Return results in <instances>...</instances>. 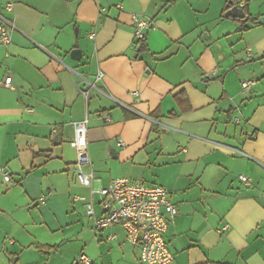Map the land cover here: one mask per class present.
<instances>
[{
  "label": "crops",
  "instance_id": "0c3cea01",
  "mask_svg": "<svg viewBox=\"0 0 264 264\" xmlns=\"http://www.w3.org/2000/svg\"><path fill=\"white\" fill-rule=\"evenodd\" d=\"M233 2L0 0L14 26L0 48V167L39 216L19 213L13 223L0 206V264L70 262L59 251L86 212L73 195L120 177L170 191L178 213L166 235L169 264H264V24L251 17L242 30L227 15L238 6L264 16V0ZM134 15L153 21L140 42ZM85 117L91 187L76 178L73 123ZM41 150L51 158L34 155ZM87 217L81 227L94 246L73 263L87 264L78 261L85 255L91 264H144L120 225L96 229Z\"/></svg>",
  "mask_w": 264,
  "mask_h": 264
},
{
  "label": "built area",
  "instance_id": "2783aa9c",
  "mask_svg": "<svg viewBox=\"0 0 264 264\" xmlns=\"http://www.w3.org/2000/svg\"><path fill=\"white\" fill-rule=\"evenodd\" d=\"M14 9L13 3L5 7L7 12ZM134 34L140 42L145 39L146 31L153 26L149 17L134 15ZM12 22L0 13V48L12 43ZM94 34H92L93 36ZM104 76L103 71H98L95 81ZM12 77L6 78V86H10ZM254 81L243 82V87L248 88ZM95 83H89L90 88ZM90 88H81V93L86 100L90 97ZM74 145L78 154L76 164V178L83 185L91 187L94 180V172H84L83 165L90 162L88 154V117L73 123ZM118 145L125 146L123 141ZM4 170L2 169V172ZM240 178L247 184L249 178L241 175ZM4 180L9 185L12 182L10 173L4 172ZM73 201H82L85 204L86 213L94 218L96 229H105L120 225L126 233L130 244L137 247L140 252V260L144 264H169L174 260V254L169 248L166 238L167 232L178 213L177 207L170 199V191L162 185H148L141 180L128 177L113 179L109 185L92 189L89 197L74 195ZM44 201L45 198L40 199ZM100 207V212L97 211ZM228 228V226H225ZM79 262L91 264V261L81 255Z\"/></svg>",
  "mask_w": 264,
  "mask_h": 264
},
{
  "label": "rangeland",
  "instance_id": "374dc122",
  "mask_svg": "<svg viewBox=\"0 0 264 264\" xmlns=\"http://www.w3.org/2000/svg\"><path fill=\"white\" fill-rule=\"evenodd\" d=\"M63 145L64 148L67 149L68 153H70V155L72 154L74 155V150L69 142H65ZM54 163H58V162H54ZM1 168L2 167H0V190H1L0 206H2V208L6 211L5 217H8V219H10V217H13V223H14L15 220L18 219L17 216L20 213V215H22L23 218L29 221H32L33 219L37 221L39 219V216L34 211L35 206L31 205L32 201L26 199L27 196H25L24 192L22 193L18 191L20 185H16L14 181H12V183H10L9 185L5 182L4 175L1 172ZM46 168L47 167L44 165L43 167L40 166L37 167L36 170H41L40 173H44L45 172L44 169ZM8 171L10 172V170ZM70 173L71 175H74L73 168L70 169ZM17 177H18V173L14 172V178L18 179ZM54 177H58V175L56 174L46 175V182H48L49 179ZM94 187L99 188V184L98 183L94 184ZM60 199H62V201L64 202L65 201L67 202L66 198H60ZM85 213H82L81 210H79V214L75 215L76 225L70 228V236L65 241L64 247L62 246L61 250L59 251L60 260H64L65 257L70 259V262H67V264H76L75 262L73 263L71 261L73 257L77 258V256L81 253L87 255L85 249L87 250L89 247L94 246L93 244H90L89 246V242L91 240V235H90L91 230L83 231L81 227L82 225H84L86 222L89 221L87 217L88 215Z\"/></svg>",
  "mask_w": 264,
  "mask_h": 264
},
{
  "label": "trees",
  "instance_id": "16d2710c",
  "mask_svg": "<svg viewBox=\"0 0 264 264\" xmlns=\"http://www.w3.org/2000/svg\"><path fill=\"white\" fill-rule=\"evenodd\" d=\"M242 0H234V2L233 3H237L238 5H239V3L241 2ZM232 3V2H231ZM243 10H244V12L246 13V16L244 17V18H236V17H232V16H229L230 18H233V19H235V20H239V21H241L242 22V30H244V29H247V28H249L251 25L249 24V22H251L250 20H251V15H249V13H248V11H247V8L246 7H243ZM225 12H226V10H225ZM224 12V13H225ZM257 23V21L256 20H253L252 21V24H256ZM143 42L141 43V46H143ZM34 155L35 156H38V157H45V158H51V151L50 150H41V151H38V152H36V153H34ZM33 167V166H32ZM11 175V174H10ZM11 178H12V175H11ZM12 181H13V178H12ZM12 183V182H11ZM40 248H45V249H54L55 248V246H50V245H43V246H40ZM12 264H15V263H12Z\"/></svg>",
  "mask_w": 264,
  "mask_h": 264
},
{
  "label": "water",
  "instance_id": "95a60500",
  "mask_svg": "<svg viewBox=\"0 0 264 264\" xmlns=\"http://www.w3.org/2000/svg\"><path fill=\"white\" fill-rule=\"evenodd\" d=\"M227 15L236 18H244L246 16V13L242 8H239L238 6H234L228 10ZM252 19L257 20V22L264 24V16H261L259 18L257 16H252ZM71 56L73 59H79L81 57V50L74 49L71 53ZM59 137H61V134L59 135Z\"/></svg>",
  "mask_w": 264,
  "mask_h": 264
}]
</instances>
